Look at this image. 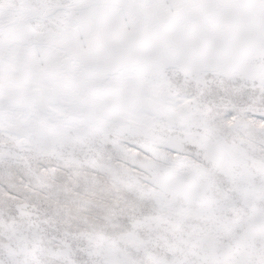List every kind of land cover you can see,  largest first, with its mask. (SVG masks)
I'll list each match as a JSON object with an SVG mask.
<instances>
[{
  "label": "snow or ice",
  "instance_id": "snow-or-ice-1",
  "mask_svg": "<svg viewBox=\"0 0 264 264\" xmlns=\"http://www.w3.org/2000/svg\"><path fill=\"white\" fill-rule=\"evenodd\" d=\"M0 264H264V0H0Z\"/></svg>",
  "mask_w": 264,
  "mask_h": 264
}]
</instances>
